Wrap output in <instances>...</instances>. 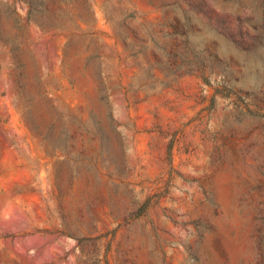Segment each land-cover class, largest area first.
<instances>
[{
	"label": "rangeland",
	"instance_id": "374dc122",
	"mask_svg": "<svg viewBox=\"0 0 264 264\" xmlns=\"http://www.w3.org/2000/svg\"><path fill=\"white\" fill-rule=\"evenodd\" d=\"M0 264H264V0H0Z\"/></svg>",
	"mask_w": 264,
	"mask_h": 264
}]
</instances>
